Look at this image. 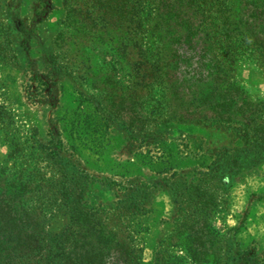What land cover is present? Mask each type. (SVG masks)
<instances>
[{
    "label": "rangeland",
    "instance_id": "rangeland-1",
    "mask_svg": "<svg viewBox=\"0 0 264 264\" xmlns=\"http://www.w3.org/2000/svg\"><path fill=\"white\" fill-rule=\"evenodd\" d=\"M136 1L0 0L2 187L31 190L18 199L37 206L51 233L72 208L118 206L134 219L126 229L137 264L161 255L192 264L189 249L205 253L200 264L224 252L229 264H264V157L250 159L216 125L185 120L210 90L176 57L197 9L179 7L154 28ZM233 68L239 92L264 99L263 67L242 54ZM49 132L59 152L48 148ZM224 152L236 158L232 169Z\"/></svg>",
    "mask_w": 264,
    "mask_h": 264
},
{
    "label": "trees",
    "instance_id": "trees-1",
    "mask_svg": "<svg viewBox=\"0 0 264 264\" xmlns=\"http://www.w3.org/2000/svg\"><path fill=\"white\" fill-rule=\"evenodd\" d=\"M169 2L137 0V14L146 7L156 20V28L164 17L170 22L181 7L197 9L198 26L189 25L176 38L175 52L179 70L189 74L195 84L209 85L210 90L194 97L198 108L195 115H186L185 120L216 125L234 134L250 159L264 157V99L247 100L233 76V65L242 54L264 69V0H248L249 8L245 10L243 0H229L230 5L226 0H174L171 5ZM207 25L211 34L206 32ZM35 80L44 84L39 78ZM47 145L51 151L59 152L60 137L49 132ZM223 155V164L229 169L235 167L236 158L228 152ZM2 180L0 175V264H137L140 260V249L126 229L134 219L125 217L118 206L113 211L100 206L101 210L93 207L89 211L72 208L64 228L51 233L44 229L45 220L37 219L41 213L37 206L19 201L31 190L14 187L7 192ZM192 238V242L198 241ZM187 252L192 264L204 262L205 253L193 249ZM228 256L226 252L216 255L212 263L229 264ZM166 260L161 255L158 264H190L180 255H169L167 263ZM230 264L236 263L232 259Z\"/></svg>",
    "mask_w": 264,
    "mask_h": 264
}]
</instances>
